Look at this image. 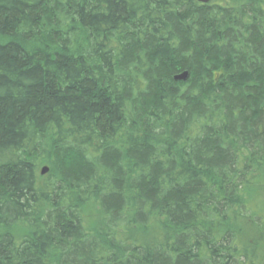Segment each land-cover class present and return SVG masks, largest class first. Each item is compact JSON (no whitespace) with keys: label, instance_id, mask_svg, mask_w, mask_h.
Returning <instances> with one entry per match:
<instances>
[{"label":"trees","instance_id":"trees-1","mask_svg":"<svg viewBox=\"0 0 264 264\" xmlns=\"http://www.w3.org/2000/svg\"><path fill=\"white\" fill-rule=\"evenodd\" d=\"M0 264H264V0H0Z\"/></svg>","mask_w":264,"mask_h":264},{"label":"water","instance_id":"water-1","mask_svg":"<svg viewBox=\"0 0 264 264\" xmlns=\"http://www.w3.org/2000/svg\"><path fill=\"white\" fill-rule=\"evenodd\" d=\"M198 3H201V4H209L212 2V0H196ZM188 77V74L185 72L181 75H178L175 77V80L177 81H185ZM49 172V168L48 167H45L41 170V176H45L46 174H48Z\"/></svg>","mask_w":264,"mask_h":264},{"label":"rangeland","instance_id":"rangeland-1","mask_svg":"<svg viewBox=\"0 0 264 264\" xmlns=\"http://www.w3.org/2000/svg\"><path fill=\"white\" fill-rule=\"evenodd\" d=\"M44 168H45V167H44ZM41 170H42V169H41ZM41 170H40V175H41ZM46 175H47V174H46ZM46 175H45V176H46ZM42 177H43V176H42Z\"/></svg>","mask_w":264,"mask_h":264}]
</instances>
